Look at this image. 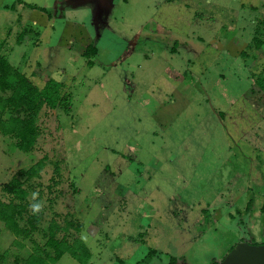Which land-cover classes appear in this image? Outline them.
Wrapping results in <instances>:
<instances>
[{"label": "rangeland", "instance_id": "374dc122", "mask_svg": "<svg viewBox=\"0 0 264 264\" xmlns=\"http://www.w3.org/2000/svg\"><path fill=\"white\" fill-rule=\"evenodd\" d=\"M0 51L70 95L67 111L41 110L33 150L0 135V186L43 155L60 160L53 210L82 223L88 264H220L240 241L264 243V91L252 77L264 0H0ZM15 238L0 220L3 264L31 250Z\"/></svg>", "mask_w": 264, "mask_h": 264}, {"label": "trees", "instance_id": "16d2710c", "mask_svg": "<svg viewBox=\"0 0 264 264\" xmlns=\"http://www.w3.org/2000/svg\"><path fill=\"white\" fill-rule=\"evenodd\" d=\"M24 29L17 42L28 34ZM263 40L254 38V47L260 48ZM97 53V48L89 43L82 55L90 58ZM243 57L248 54L242 52ZM91 65L92 61L88 60ZM252 77L259 90L264 91V64ZM70 95L66 94L63 84L47 79L39 87L24 72L12 65L0 51V135L9 136L14 146L23 152L35 148L42 133L37 118L42 109L44 116L52 113L57 107L68 110ZM46 162L53 164V173L46 185L39 181L40 172ZM43 155L25 169H19L12 177L0 186V220L16 238L13 244L25 239L31 242V250L26 255H15L11 264H54L68 253L77 264H88L91 251L79 237L83 225L71 213L53 210L55 201L62 195L61 183L64 170L61 161ZM68 178V177H67ZM39 205V208L35 206ZM264 209V205L261 207ZM42 233L43 244L39 245L32 237L36 232ZM151 253V252H150ZM149 253V254H150ZM6 258V251L0 252V264ZM217 261L213 260L212 264ZM135 264H150L141 260ZM168 264H188L183 259L170 257Z\"/></svg>", "mask_w": 264, "mask_h": 264}, {"label": "water", "instance_id": "95a60500", "mask_svg": "<svg viewBox=\"0 0 264 264\" xmlns=\"http://www.w3.org/2000/svg\"><path fill=\"white\" fill-rule=\"evenodd\" d=\"M99 1L103 3L106 0ZM220 264H264V243L240 241L231 248Z\"/></svg>", "mask_w": 264, "mask_h": 264}, {"label": "clouds", "instance_id": "9594fccd", "mask_svg": "<svg viewBox=\"0 0 264 264\" xmlns=\"http://www.w3.org/2000/svg\"><path fill=\"white\" fill-rule=\"evenodd\" d=\"M35 207H36V208H39V205H36Z\"/></svg>", "mask_w": 264, "mask_h": 264}, {"label": "crops", "instance_id": "0c3cea01", "mask_svg": "<svg viewBox=\"0 0 264 264\" xmlns=\"http://www.w3.org/2000/svg\"><path fill=\"white\" fill-rule=\"evenodd\" d=\"M86 46V45H85ZM85 48V47H84ZM82 53V52H81Z\"/></svg>", "mask_w": 264, "mask_h": 264}]
</instances>
